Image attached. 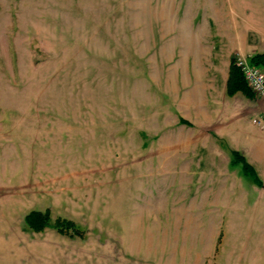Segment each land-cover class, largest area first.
<instances>
[{
  "label": "rangeland",
  "instance_id": "rangeland-1",
  "mask_svg": "<svg viewBox=\"0 0 264 264\" xmlns=\"http://www.w3.org/2000/svg\"><path fill=\"white\" fill-rule=\"evenodd\" d=\"M240 1L0 0V264H264V183L183 114V36L208 44Z\"/></svg>",
  "mask_w": 264,
  "mask_h": 264
},
{
  "label": "crops",
  "instance_id": "crops-1",
  "mask_svg": "<svg viewBox=\"0 0 264 264\" xmlns=\"http://www.w3.org/2000/svg\"><path fill=\"white\" fill-rule=\"evenodd\" d=\"M238 6L242 9L239 14H234L235 10L230 9L231 19L228 23L231 26L228 28L229 30H225L224 32L218 31L213 34L215 37L208 39L210 41L208 44H205V41L203 42L199 36L193 35V38L191 35L189 40L186 36H183V50L189 49L194 51L193 58L191 59L192 63L190 64L192 68H183V92L185 96L188 94L196 95L194 98L184 97L186 103L193 108H188L187 111L184 109L183 114L190 116L194 113L197 119L199 116V119L204 121L215 134L223 138V141H225L231 150L239 151L254 166L263 182L264 130H261L252 121V118L261 110L262 104L255 96L248 97L241 91L232 96L229 95L228 82L230 78L231 56L233 57L236 53H242L245 57L252 56L251 51L264 50V43L262 41L258 43L254 36L253 38L251 37L253 34L264 35V25L260 21L252 19L254 17L251 15L254 11V5L252 6L251 0H241ZM238 15L242 20L236 19ZM208 47L213 50L221 49L229 51L226 67L223 69V72L213 73L216 58L212 54L209 53L210 56L206 55L203 58L204 55L201 51ZM205 61L209 65L208 71H212L208 77H205L207 73L203 69ZM183 66L186 67L189 64L185 62ZM201 91L205 92L206 99L203 98L202 94L200 98L198 97ZM207 93L212 96L211 101L210 97H207ZM255 102L259 103V108L254 106ZM224 107L227 110H224ZM200 142L196 141L195 145L202 144ZM185 145L188 144L184 142L183 146ZM231 159L232 154L230 156V165ZM239 166L233 167L240 169L241 166Z\"/></svg>",
  "mask_w": 264,
  "mask_h": 264
},
{
  "label": "trees",
  "instance_id": "trees-1",
  "mask_svg": "<svg viewBox=\"0 0 264 264\" xmlns=\"http://www.w3.org/2000/svg\"><path fill=\"white\" fill-rule=\"evenodd\" d=\"M250 60L255 65L263 67L264 53H257L253 55ZM239 91L243 92L248 97L254 96L253 92L250 90L244 79L241 69L237 66L235 59H233L230 65L228 94L232 96ZM183 123L187 124L189 122L183 118ZM231 154H232L231 165L232 166L240 165L244 175L251 177L255 183L262 186L263 182L261 181L254 166L250 164L239 151L231 150ZM25 222L29 229L34 231H42L45 227H48L51 224L50 211L46 210L45 212H41V211L33 210L26 215ZM54 225L61 233H66L67 229L72 228L74 229L75 234L81 235L80 231L75 227V224L71 221L57 219Z\"/></svg>",
  "mask_w": 264,
  "mask_h": 264
},
{
  "label": "built area",
  "instance_id": "built-area-1",
  "mask_svg": "<svg viewBox=\"0 0 264 264\" xmlns=\"http://www.w3.org/2000/svg\"><path fill=\"white\" fill-rule=\"evenodd\" d=\"M235 61L241 69L248 87L262 104L261 110L252 118V121L257 127L264 130V70L245 56H240Z\"/></svg>",
  "mask_w": 264,
  "mask_h": 264
}]
</instances>
